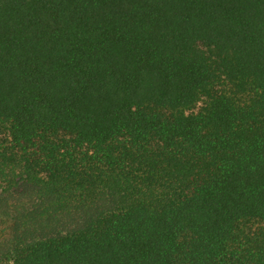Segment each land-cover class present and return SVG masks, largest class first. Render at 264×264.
<instances>
[{
    "label": "trees",
    "instance_id": "obj_1",
    "mask_svg": "<svg viewBox=\"0 0 264 264\" xmlns=\"http://www.w3.org/2000/svg\"><path fill=\"white\" fill-rule=\"evenodd\" d=\"M0 264H264V0H0Z\"/></svg>",
    "mask_w": 264,
    "mask_h": 264
},
{
    "label": "rangeland",
    "instance_id": "obj_2",
    "mask_svg": "<svg viewBox=\"0 0 264 264\" xmlns=\"http://www.w3.org/2000/svg\"><path fill=\"white\" fill-rule=\"evenodd\" d=\"M2 230H4V225H0V235H1Z\"/></svg>",
    "mask_w": 264,
    "mask_h": 264
}]
</instances>
